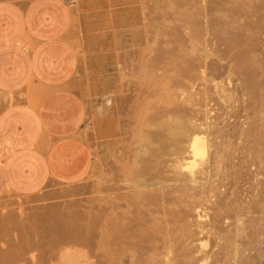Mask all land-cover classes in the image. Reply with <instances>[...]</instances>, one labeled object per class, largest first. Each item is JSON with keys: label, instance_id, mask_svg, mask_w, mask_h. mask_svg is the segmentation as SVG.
Segmentation results:
<instances>
[{"label": "rangeland", "instance_id": "rangeland-1", "mask_svg": "<svg viewBox=\"0 0 264 264\" xmlns=\"http://www.w3.org/2000/svg\"><path fill=\"white\" fill-rule=\"evenodd\" d=\"M63 1L91 166L74 182L2 193L0 247L21 253L0 264H264V0ZM26 97L0 93V107ZM175 124L208 144L192 173L168 141ZM54 205L77 240L40 218Z\"/></svg>", "mask_w": 264, "mask_h": 264}, {"label": "crops", "instance_id": "crops-1", "mask_svg": "<svg viewBox=\"0 0 264 264\" xmlns=\"http://www.w3.org/2000/svg\"><path fill=\"white\" fill-rule=\"evenodd\" d=\"M74 20L63 0H0V196L49 180L74 182L91 166L75 73Z\"/></svg>", "mask_w": 264, "mask_h": 264}, {"label": "bare ground", "instance_id": "bare-ground-1", "mask_svg": "<svg viewBox=\"0 0 264 264\" xmlns=\"http://www.w3.org/2000/svg\"><path fill=\"white\" fill-rule=\"evenodd\" d=\"M146 56V55H145ZM143 66V65H142ZM142 75V74H141ZM150 78V77H149ZM141 79V78H140ZM149 85V84H148ZM144 86V85H143ZM147 86V85H146ZM139 87V86H138ZM143 88V87H142ZM136 92V91H135ZM139 92V91H138ZM140 93H138V95H139ZM119 96V95H118ZM143 96V95H142ZM119 100V99H118ZM147 100V99H146ZM138 102V101H137ZM132 107V106H131ZM150 107V106H149ZM127 112V111H126ZM140 112V111H139ZM137 115V114H136ZM139 116V115H138ZM142 117V116H141ZM146 117V116H145ZM145 122V121H144ZM147 122V121H146ZM145 125V124H144ZM146 125H148L149 126V124H148V122H147V124ZM145 125V126H146ZM158 125V124H157ZM164 125H165V123H164ZM176 125V126H175ZM175 125H172V127L173 128H171L170 126V130H169V132H167L169 135H167V133L165 132V134L167 135V136H170V140H171V134L173 135V137H172V140L174 139L175 141L174 142H176V144L171 140H169L168 139V141H169V143H171V142H173L174 144H175V146L177 145L178 146V150L180 149H182L183 147V149L185 150V153L187 152L188 153V156L185 158L184 157V161H182L181 162V165H183V168L185 169H188L187 171H188V173H189V170H191L190 172L192 173V172H194L193 171V168L195 167V166H197L198 165V163H201L204 159H205V156H206V154H207V146H208V144H206V141L204 140L205 138H204V136H203V138L201 137V136H199V135H201V133H199V135H198V133H197V131H195V130H192V132H190V131H185V130H187L186 128H182V126L181 127H179V125H178V127H177V124H175ZM144 126V127H145ZM156 126V125H155ZM150 127V126H149ZM149 127H146V128H149ZM158 127V126H157ZM159 127H161V126H159ZM141 128V127H140ZM146 128L144 129V130H146ZM167 128V127H166ZM159 129V128H158ZM158 129H157V131H158ZM160 129H162V127L160 128ZM168 129V128H167ZM182 129V130H181ZM185 129V130H184ZM189 129V128H188ZM141 130V129H140ZM164 130H165V128H164ZM189 130H191V129H189ZM163 131V130H162ZM161 131V132H162ZM166 131H168V130H166ZM139 132V131H138ZM144 134H146V136H150V133L149 134H147L148 133V130H147V133H146V131L145 132H143ZM144 134H142V135H144ZM162 134V133H161ZM159 135V134H158ZM158 135H157V139L158 138H160V137H162L161 135H160V137H158ZM162 135H164V134H162ZM165 136V135H164ZM163 136V138H162V142L164 141V140H167V136H166V138ZM151 138H153V137H151ZM155 138V137H154ZM169 138V137H168ZM141 139L143 140V142L145 141V138H143V136L141 137ZM147 139V138H146ZM148 141H150L149 140V138L147 139ZM161 141H160V144H161ZM166 142V141H165ZM178 143V144H177ZM160 144H158V146H161ZM179 144H181V145H183V147L181 146V145H179ZM171 146V145H170ZM181 146V147H180ZM146 148V147H145ZM147 148H149V147H147ZM162 148V147H161ZM171 148V147H170ZM150 149V148H149ZM148 149V151L150 152V150ZM183 149L181 150L182 152H183ZM180 150L179 151H175L176 152V155H177V153H179L180 152ZM147 151V149H146V151H145V149H144V152L146 153V152H148ZM156 151V150H155ZM143 152V153H144ZM148 152V153H149ZM175 152H172V153H175ZM145 153H144V155H142L143 157H146V155H145ZM151 153V152H150ZM152 155V154H151ZM151 155H149V156H151ZM174 155V154H173ZM179 155H181V154H179ZM186 156V155H185ZM177 157H179V156H176V158ZM137 158V157H136ZM138 158H140V157H138ZM149 159H150V157H148ZM144 159H146L147 160V158H144ZM149 159H148V163H147V161L146 160H144V162L142 161L141 163H144V164H146V165H144V166H147V167H144L143 168V170H144V172H145V169H149L150 170V168H149V163H150V161H149ZM143 160V159H142ZM183 160V159H182ZM146 161V162H145ZM140 163V162H139ZM183 163V164H182ZM148 164V165H147ZM139 166V165H138ZM185 166V167H184ZM180 168V167H179ZM141 169H142V167H141ZM140 168H139V170H141ZM148 169H147V171H148ZM181 169H182V167H181ZM185 169V170H186ZM133 171V170H132ZM140 172H142V171H140ZM135 173V172H134ZM133 173V174H134ZM137 173V172H136ZM146 173V172H145ZM145 173H142V175L143 174H145ZM138 174V173H137ZM147 174V173H146ZM149 174V173H148ZM141 175V176H142ZM137 176V175H136ZM138 177V176H137ZM139 178V177H138ZM144 178H145V176H144ZM149 181V180H148ZM147 181V182H148ZM137 189V188H136ZM68 190L66 189V192H67ZM141 191H144V189L143 190H141ZM65 193V192H64ZM68 193V192H67ZM66 194V193H65ZM138 194V193H137ZM79 196V195H78ZM134 196V195H133ZM139 196H140V194H139ZM74 197V196H73ZM141 197V196H140ZM137 198V197H136ZM71 199V198H70ZM78 199V198H77ZM135 199V198H134ZM83 200V199H82ZM71 202V201H70ZM69 202V203H70ZM63 203H64V201H63ZM68 203V204H69ZM76 203V202H75ZM65 205V204H64ZM55 206V205H54ZM68 206V205H67ZM70 206L71 205H69V207L68 208H70ZM44 208H46V207H44ZM67 208V207H66ZM40 209V208H39ZM42 209V208H41ZM64 207H57V205L54 207V208H48V210H46V212L44 211H41V212H43V214H42V216H40V214H39V216H40V218H45V219H47V220H44V221H48L47 222V226H48V228H50L51 230H52V232L51 233H53V231L54 232H56L57 234H59L58 235V237L60 236V238L61 239H64V241H66L67 243H70V242H68V241H75V240H77L78 239V236H79V234L81 233V230H80V228H79V226H76L74 223H70L71 224V227L69 226V224H68V220H70V219H67L66 218V214L68 213V211H66V214H65V211H64ZM34 213V212H33ZM40 213V212H39ZM69 214V213H68ZM67 214V215H68ZM15 215V214H14ZM13 215V216H14ZM36 215V214H35ZM70 215V214H69ZM19 216V215H18ZM31 218H32V216L31 215H29ZM39 216H37V217H39ZM4 217V216H3ZM9 217H11V215L9 216ZM37 217H35L36 219H38ZM71 217V216H70ZM6 218V217H5ZM4 218V219H5ZM8 218V217H7ZM6 218V222L4 221V219H0V220H2V221H4V222H1L0 221V230L1 229H3L2 231L3 232H5L4 231V229H7V228H10L11 226L10 225H8V224H6L8 221V219ZM16 217H14V219H15ZM9 219H11V218H9ZM13 219V220H14ZM26 219H27V217H26ZM25 219V223L24 224H26V220ZM29 219V218H28ZM36 219H35V221H36ZM49 219V220H48ZM17 220V219H16ZM16 220H15V222H16ZM30 220V219H29ZM34 220V219H33ZM37 221H39V219L37 220ZM28 222H31V221H28ZM40 222V221H39ZM38 222V224L39 225H41L40 223ZM46 222H42V223H46ZM70 222V221H69ZM9 224H10V222H8ZM12 224V227L14 226L15 227V225H13V221L11 222ZM35 223V222H34ZM33 223V224H34ZM23 224V225H24ZM31 224H32V222H31ZM31 224H29V225H31ZM23 225H20V227L21 226H23ZM36 225V224H35ZM45 225V226H46ZM44 226V225H43ZM81 226V225H80ZM17 227H18V225H17ZM29 227V226H28ZM37 227V226H36ZM30 228H31V226H30ZM39 228V227H38ZM45 228H47V227H45ZM42 229H44V227L42 228ZM72 229V230H71ZM49 230V229H48ZM11 231V230H10ZM15 231V230H14ZM14 231H12V232H10L11 233V235L13 234V232ZM22 231V230H21ZM6 232L8 233L9 231H7L6 230ZM46 232V231H45ZM49 232V231H48ZM0 233H2L1 231H0ZM7 233H4V234H7ZM36 233V232H35ZM196 233V232H195ZM16 233H14V235H15ZM39 234H40V232H39ZM38 234V235H39ZM17 235V234H16ZM19 235V234H18ZM50 235V234H49ZM54 235H55V233H54ZM53 235V236H54ZM6 236H8V235H6ZM33 236H36V235H33ZM0 237H2V235L0 236ZM9 237L10 236H8V239H9ZM11 237H13V236H11ZM10 237V239H12ZM38 237V236H37ZM36 237V238H37ZM43 237V236H42ZM58 237H56V239L58 238ZM3 238H4V236H3ZM2 238V239H3ZM40 238V237H39ZM45 238V237H44ZM60 238H58V239H60ZM15 239V238H14ZM18 239H20V238H18ZM51 239H52V237H51ZM61 239H60V241H61ZM4 240V243H6V240H5V238L3 239ZM11 241V240H10ZM9 241V242H10ZM14 240H12L11 241V243L10 244H12V242H13ZM15 241H16V239H15ZM14 241V242H15ZM18 241V240H17ZM27 241V240H26ZM29 241V240H28ZM55 241V240H54ZM59 241V242H60ZM63 241V240H62ZM31 242V241H30ZM40 242V241H39ZM2 243V242H1ZM4 243H2L3 245H4ZM8 243V242H7ZM16 243V242H15ZM22 243V242H21ZM34 243V242H33ZM36 243V242H35ZM56 243V242H55ZM64 244H65V242H63ZM9 244V243H8ZM9 244V245H10ZM53 244V243H52ZM51 244V245H52ZM57 245H58V243H56ZM1 245V244H0ZM7 245V244H6ZM13 245V244H12ZM12 245H11V247H12ZM16 245H18L17 243H16ZM16 245H14V246H16ZM57 245H56V247H57ZM13 246V248H15ZM50 246V245H49ZM54 246V245H53ZM17 247H20L19 245L17 246ZM48 247V246H47ZM46 247V248H47ZM13 248H9V246H8V248H4V246H2V247H0V261H1V259H3L5 262H7L8 260V262H10V258H11V256L13 255V253H15L14 251L16 250V249H14L13 250ZM22 248V247H21ZM191 249V248H190ZM22 251L24 250V249H21ZM18 250H16V252H17ZM18 252H20V251H18ZM182 252V251H181ZM21 253V252H20ZM19 253V254H20ZM31 253V252H30ZM191 253V252H190ZM26 254V253H25ZM16 256H18L17 254H16ZM21 256V255H20ZM19 256V257H20ZM24 256V255H23ZM10 257V258H9ZM12 257H14V255L12 256ZM22 257V256H21ZM18 258V257H17ZM8 259V260H7ZM12 259H14V258H12ZM21 259V258H20ZM23 259V258H22ZM21 259V260H22ZM2 260V261H3ZM18 260H19V258H18ZM31 260V259H30ZM4 261L3 262H1V263H4ZM20 261V260H19ZM35 261V260H34ZM11 263H12V260H11ZM10 263V264H11ZM6 264V263H5Z\"/></svg>", "mask_w": 264, "mask_h": 264}]
</instances>
